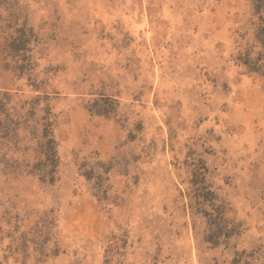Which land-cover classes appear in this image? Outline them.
Listing matches in <instances>:
<instances>
[{"label":"rangeland","instance_id":"374dc122","mask_svg":"<svg viewBox=\"0 0 264 264\" xmlns=\"http://www.w3.org/2000/svg\"><path fill=\"white\" fill-rule=\"evenodd\" d=\"M256 19L254 0H0V264H264ZM46 129L54 180L33 169Z\"/></svg>","mask_w":264,"mask_h":264},{"label":"trees","instance_id":"16d2710c","mask_svg":"<svg viewBox=\"0 0 264 264\" xmlns=\"http://www.w3.org/2000/svg\"><path fill=\"white\" fill-rule=\"evenodd\" d=\"M264 0H254L255 13L257 14V19L252 23L254 27V45L252 46V51H247L240 61L250 70L251 72L264 74ZM259 47V52L256 57L251 58L254 49ZM43 141L39 145V154L41 155V160L34 166V172L43 179L54 180V174L56 169L60 164V159L58 156L56 142L52 138V134L49 129L43 132ZM203 197L212 203L213 193L207 187L201 189ZM217 213L216 218H221L223 215L222 207L214 208Z\"/></svg>","mask_w":264,"mask_h":264}]
</instances>
